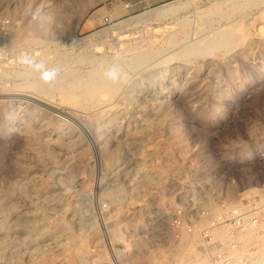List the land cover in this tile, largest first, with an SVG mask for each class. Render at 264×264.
Returning a JSON list of instances; mask_svg holds the SVG:
<instances>
[{"label":"rangeland","instance_id":"374dc122","mask_svg":"<svg viewBox=\"0 0 264 264\" xmlns=\"http://www.w3.org/2000/svg\"><path fill=\"white\" fill-rule=\"evenodd\" d=\"M262 187L264 0H0V264H208Z\"/></svg>","mask_w":264,"mask_h":264},{"label":"built area","instance_id":"2783aa9c","mask_svg":"<svg viewBox=\"0 0 264 264\" xmlns=\"http://www.w3.org/2000/svg\"><path fill=\"white\" fill-rule=\"evenodd\" d=\"M104 22L111 23L112 19L105 16ZM184 219V211L180 208L177 210L176 222L184 224ZM261 224H264V187L250 192L249 197L213 217L212 228H222L232 235L230 239H218L209 229L202 231V251L208 264H253L257 257L256 251L250 248L241 253V236L259 228ZM258 264H264V258H259Z\"/></svg>","mask_w":264,"mask_h":264},{"label":"bare ground","instance_id":"6f19581e","mask_svg":"<svg viewBox=\"0 0 264 264\" xmlns=\"http://www.w3.org/2000/svg\"><path fill=\"white\" fill-rule=\"evenodd\" d=\"M38 85V84H37ZM67 90V89H66ZM69 90V89H68ZM67 90V91H68ZM71 97V96H70ZM71 98H73V97H71ZM67 99V98H66ZM70 99V98H69ZM252 190H257V189H250L248 192H252ZM218 229H222V228H218ZM260 229H262L261 231L262 232H260V234H258V239H257V241H256V245L258 244V245H261L263 242H264V224H261L260 225ZM256 232V231H255ZM253 233V232H252ZM251 233V234H252ZM244 244V243H243ZM245 245V244H244ZM256 253H257V256H258V254L260 255V256H262L263 258H264V249L263 250H261V249H257V251H256ZM258 261H259V257H255L254 258V260H253V264H258ZM198 264H200V263H198ZM201 264H205V263H201Z\"/></svg>","mask_w":264,"mask_h":264},{"label":"clouds","instance_id":"9594fccd","mask_svg":"<svg viewBox=\"0 0 264 264\" xmlns=\"http://www.w3.org/2000/svg\"><path fill=\"white\" fill-rule=\"evenodd\" d=\"M110 75H112V73H110Z\"/></svg>","mask_w":264,"mask_h":264}]
</instances>
